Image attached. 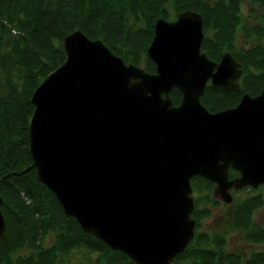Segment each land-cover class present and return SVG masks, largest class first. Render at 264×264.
<instances>
[{"label": "water", "instance_id": "95a60500", "mask_svg": "<svg viewBox=\"0 0 264 264\" xmlns=\"http://www.w3.org/2000/svg\"><path fill=\"white\" fill-rule=\"evenodd\" d=\"M201 20L190 8L154 19L145 47L154 71L74 27L30 93L31 161L21 170L32 167L64 215L135 264H170L191 240L192 176L214 182L224 201L229 187L264 182V82L208 110L199 100L207 78L235 89L241 67L227 50L216 60L200 50ZM228 165L237 174L227 177Z\"/></svg>", "mask_w": 264, "mask_h": 264}, {"label": "trees", "instance_id": "16d2710c", "mask_svg": "<svg viewBox=\"0 0 264 264\" xmlns=\"http://www.w3.org/2000/svg\"><path fill=\"white\" fill-rule=\"evenodd\" d=\"M248 2L264 9V0ZM184 8L199 12L202 31L211 32L203 34L199 44L209 58L217 59L224 48H230L239 19V0H0V211L5 223L0 236V264H63L73 249L93 254L89 257L91 264H135L122 250L83 231L73 216L64 215L51 190L36 179L32 167L21 170L30 162L26 137L32 107L29 96L43 75L63 58L59 42L68 30L79 27L86 35L99 37L124 61L136 63L150 38L154 19L159 15L171 18ZM251 25L247 35L255 32L256 39L264 35V23ZM122 40L128 48L135 40L141 47L129 53L128 60V52L116 48ZM253 45L233 54L242 68V82L237 88L226 90L205 83L199 100L209 110L235 104L242 91L259 89L264 81V43ZM147 64L148 68V59ZM249 66L254 70H248ZM172 89L169 95L174 103L180 93ZM190 183H203L205 187L212 184L199 175L191 177ZM257 202V198H251L239 204L243 216L237 211L232 224L247 228L249 208ZM262 231L253 233L254 238L262 236ZM47 232L53 238L41 245L40 239ZM217 236L195 232L170 264H242L237 254L224 256L221 261L214 258L210 243L216 244ZM262 262L264 251L251 252L246 260Z\"/></svg>", "mask_w": 264, "mask_h": 264}, {"label": "rangeland", "instance_id": "374dc122", "mask_svg": "<svg viewBox=\"0 0 264 264\" xmlns=\"http://www.w3.org/2000/svg\"><path fill=\"white\" fill-rule=\"evenodd\" d=\"M206 1L211 2L212 0H206ZM238 18H239L238 22L235 24L231 46L230 48H226V49L224 48V50H228L231 53V55L240 53L243 49L254 46L253 45L254 43H258V42L259 44L264 43V35H261L260 38L258 39L255 38V34H256L255 32H254L255 34L251 33L250 35H247L248 30L252 26L251 25L252 23H259V24L264 23V9L258 7L257 5H250L248 0H239ZM128 21L131 23L132 19L128 17ZM128 21H127V25H129ZM139 24L142 25L143 21H141ZM201 28H202V25H201ZM152 31H151V34H152ZM210 33L211 32L209 30H206L205 32L202 31V35L203 34L209 35ZM147 43L144 45L145 47ZM59 45H60V42H59ZM145 47H144V51L140 53L139 56L137 57V61L135 64L143 67L144 69L148 71H154L155 70L154 62L146 54ZM116 48L127 51L128 54L126 55L127 56L126 59L128 60L130 59L129 53L133 51H137L141 47H140V44L135 40V44L132 45L131 48H128L125 45V41L122 40L121 42H119L118 45H116ZM147 59L149 62L148 68H147V65H148ZM57 61L58 60H56V62ZM59 62L60 61H58L56 64H58ZM248 70H254V68L249 66ZM241 72H242V69H241ZM239 78L240 76L238 77V81H240L239 83H241L242 80ZM263 82L261 83L263 84ZM207 83L210 84L209 80H207ZM262 84L260 85L262 86ZM260 85H258L256 89L258 88L260 89L261 87ZM172 88H176V87L172 86L171 89L169 90V93L173 90ZM259 89L254 92H248V91L246 92L252 95V94H256L259 91ZM178 99H180V96L178 97ZM178 101L177 102L174 101V104H177ZM31 104L33 106L32 102ZM226 106H229V105H226ZM26 135H27V132H26ZM209 181L212 182L211 180ZM203 182L205 184V181ZM204 184L200 183L197 186L194 184H191V194H192V200H193L192 209L193 210L191 209L189 215L190 217L194 219L193 235L195 232L201 235L202 234H207V235L218 234L219 236L216 237L217 241L214 240L216 244L211 245L210 243L211 248H213L212 253L215 259H218L221 261V258H223L224 256H228L229 254H235V255L237 254L241 257V259H243L242 264H252V263H246L247 257L250 256V253L264 251V184L258 183L255 186L241 185L237 188H232L231 190H229L230 199L228 201H224L223 199L220 198V196L215 191H213V187L211 183H209L210 184L209 187H205ZM251 198H257L260 202H257V204L251 205L249 208V222L247 223L248 227L243 229V227L234 226L232 224V220L234 218V215L237 213V211L239 213L238 216H243L242 215L243 210L240 209L239 204H242L243 202H246L247 200ZM205 210H207V212H205ZM191 212L193 215L191 214ZM249 229L251 230L250 232L248 231L249 234H245V232ZM260 230H263L262 236H260L258 239H255L253 233L260 231ZM83 231L91 232L89 230H83ZM91 233L95 235L93 232ZM193 235H192V238L195 237V236L193 237ZM95 236L98 237L97 235ZM52 238L53 236H51V233H48V232L44 233V235L40 239L41 245L48 244V242H50ZM101 240L105 244H107L103 239ZM202 240L205 241L204 239ZM21 251H25V250L22 249ZM71 252L73 254L68 253L67 258L64 260L63 264H91L89 257H91L93 254H87V252L75 250V249H73ZM181 263H185V261H181Z\"/></svg>", "mask_w": 264, "mask_h": 264}, {"label": "flooded vegetation", "instance_id": "af4514ba", "mask_svg": "<svg viewBox=\"0 0 264 264\" xmlns=\"http://www.w3.org/2000/svg\"><path fill=\"white\" fill-rule=\"evenodd\" d=\"M235 174H237V170L228 165L227 166V177H231V176H233ZM259 183H263L264 184V182H259ZM246 185L250 186V184H246ZM212 187H213V191H215L214 182H212ZM231 189H232V187L228 188V190H231ZM215 192L217 193V191H215ZM217 194L219 195V193H217Z\"/></svg>", "mask_w": 264, "mask_h": 264}]
</instances>
